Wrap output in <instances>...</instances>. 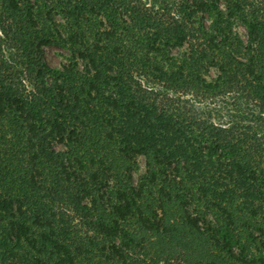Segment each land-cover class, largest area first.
<instances>
[{
	"label": "trees",
	"instance_id": "16d2710c",
	"mask_svg": "<svg viewBox=\"0 0 264 264\" xmlns=\"http://www.w3.org/2000/svg\"><path fill=\"white\" fill-rule=\"evenodd\" d=\"M256 122L264 0H0V264H264Z\"/></svg>",
	"mask_w": 264,
	"mask_h": 264
},
{
	"label": "rangeland",
	"instance_id": "374dc122",
	"mask_svg": "<svg viewBox=\"0 0 264 264\" xmlns=\"http://www.w3.org/2000/svg\"><path fill=\"white\" fill-rule=\"evenodd\" d=\"M158 4L160 0H150ZM46 58L52 65H59L65 61V57L69 54L65 47L59 45H49L45 48ZM214 72L211 73L213 75ZM227 103V102H226ZM223 98H216L210 101L207 105L211 108L214 119L221 122L236 120L238 110L227 105ZM261 128H264V122H256Z\"/></svg>",
	"mask_w": 264,
	"mask_h": 264
}]
</instances>
